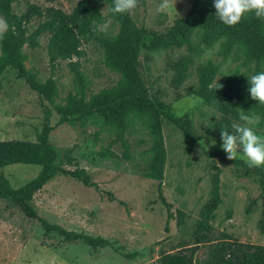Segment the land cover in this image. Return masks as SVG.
I'll list each match as a JSON object with an SVG mask.
<instances>
[{
  "label": "rangeland",
  "instance_id": "1",
  "mask_svg": "<svg viewBox=\"0 0 264 264\" xmlns=\"http://www.w3.org/2000/svg\"><path fill=\"white\" fill-rule=\"evenodd\" d=\"M31 3L45 5L43 0ZM161 0H139L131 19L138 27L156 34H164L174 21L187 15L192 7L207 15L214 12V0H177L175 9L158 12ZM77 0H56L55 6L65 14L71 13ZM16 14L26 9L24 2L13 5ZM107 15V7H102ZM29 24V31L37 27ZM98 30L114 38L119 32L117 22L110 18L98 25ZM200 28L191 33L192 43L199 48L186 64L184 79L172 83V67L186 56V46L170 50H151L149 43L139 50L140 70L151 98L166 107L165 112L190 121L192 135L184 139L182 132L167 119L162 120L166 163L164 166L163 195L171 205L174 217L166 226L167 213L158 198L157 181L147 176V163L151 157L148 118L131 115V127L125 136L129 159H122L123 148L115 139L113 127L97 118L91 121L70 122L58 125L59 116L54 107L48 136L49 143L58 149L75 147L78 167L85 169L97 188H88L64 176L36 193L33 205L38 216L68 231L108 239L113 247L92 252L82 242L65 243L56 233L45 237L37 221L27 219L9 200L0 198V264H156L160 254L176 250L181 245L191 247L193 230L201 207L210 199L213 166L220 169V195L222 204L215 211L210 225V242L202 243L195 254L197 264L209 258L218 241L249 243L264 247V233L258 227L264 214V187L258 176L235 165L221 149V138L213 131L221 123V115L212 106L188 94L198 87L197 67L213 64L216 75L212 84L222 78L245 79L264 71L253 62H247L245 49L237 45L227 55L222 52L224 37L215 39L209 46L203 42ZM48 36L39 39V47H24L25 66L37 72L40 81L50 77ZM80 61L85 78L84 87L74 82L67 61L58 62L55 71L57 97L55 106L66 104L68 94L78 97L85 91L87 99L103 89L117 84L121 75L110 68L104 51L96 44L83 47ZM244 111L241 106L237 107ZM254 118L251 125L264 135V111L245 112ZM240 114V112H239ZM43 125V112L37 95L24 80L18 79L11 69L0 77V135L5 140L35 141ZM215 146H211V140ZM203 140V144L200 142ZM4 141V140H3ZM194 141L193 146L189 142ZM105 155L109 159L91 162V158ZM236 160L244 162L237 158ZM245 163V162H244ZM60 166L68 169L63 162ZM264 170V167H260ZM39 167L11 165L2 169V176L12 188L31 181ZM249 210V212H248ZM178 212L182 216L178 215ZM230 213V217L228 216ZM134 255V257H130ZM129 256L130 258H127Z\"/></svg>",
  "mask_w": 264,
  "mask_h": 264
},
{
  "label": "trees",
  "instance_id": "2",
  "mask_svg": "<svg viewBox=\"0 0 264 264\" xmlns=\"http://www.w3.org/2000/svg\"><path fill=\"white\" fill-rule=\"evenodd\" d=\"M56 0H43L45 5L31 3L30 0H0V16L5 17L10 25H15V34L9 31L0 40V72L11 69L18 79L24 80L29 89L36 93L43 112V125L36 136L35 142L21 140H6L0 142V198L9 200L30 221H37L45 237L56 233L65 243L82 242L92 252L112 248V243L102 237H93L83 233L68 231L57 224H51L38 216L33 205L36 193L53 181L57 176H64L75 180L88 188H97L92 182L91 175L78 167V158L74 154L75 147L58 149L49 143L48 136L54 127L50 125L54 107L59 116L58 125L70 122L91 121L97 118L115 130L112 144L120 143L123 148L122 159H129L128 144L125 139L131 127L130 116H145L148 118L150 135L149 152L151 157L147 163V176L157 181L158 198L167 213L166 226L174 217L171 205L163 195L164 166L166 150L162 130V120L167 119L182 132L183 138L192 135L190 121L186 117H174L165 112L166 107L157 99L151 98L150 90L146 86L140 70L139 50L149 43L151 50H170L175 46H186L187 54L176 61L172 67L175 76L172 83L180 84L184 79L186 64L190 62L192 54L199 51L191 40V33L200 28L203 42L210 45L215 39L224 37L223 54H229L235 46L242 45L245 49L247 62H253L258 68L264 65V19H257L248 14L241 22L233 27L225 26L216 16L207 15L192 7L187 15L178 18L164 34H156L143 27H138L129 14L117 15L112 12L113 0H77L71 13L65 14L56 7ZM24 2L26 9L22 14H16L13 5ZM107 7V15L102 7ZM215 12V8H214ZM106 18L117 22L119 32L111 38L98 30ZM37 22V27L30 32L29 24ZM48 36L47 51L50 55V77L42 82L37 72H30L26 66L24 47L35 49L39 47V39ZM98 45L103 51L107 64L117 71L121 78L116 85L103 89L88 97L85 91L78 97L68 94L65 106H55L57 84L55 71L58 62L67 61V68L74 78V82L84 87L85 78L81 71L79 59L86 45ZM198 87L191 89L188 94L195 96L202 102L212 106L221 115V123L213 129L220 136V131H233L231 125L242 123L239 121L237 107L244 112L264 111V105L251 99L249 83L245 79L222 78L217 84H212L216 75V68L211 63L197 67ZM47 105L49 107H47ZM194 141L189 142L193 146ZM109 159L105 155L91 158V162ZM63 162L73 169L59 165ZM235 165L253 171L264 187V170L250 168L246 163L234 160ZM29 165L39 167L38 174L27 184L17 189L12 188L2 176V169L11 165ZM215 173L211 177L210 199L201 207L199 219L193 230L194 243L191 247L179 246L176 250L160 254L156 264H197L195 254L202 243L210 242L212 232L210 222L215 211L222 204L220 195V169L213 166ZM249 212V210H248ZM179 216H182L178 212ZM230 217V213L228 212ZM258 227L264 233V214L259 220ZM131 258L134 255L130 256ZM127 256V258H130ZM201 264H264V247L249 243L218 241L212 247L210 256Z\"/></svg>",
  "mask_w": 264,
  "mask_h": 264
},
{
  "label": "clouds",
  "instance_id": "3",
  "mask_svg": "<svg viewBox=\"0 0 264 264\" xmlns=\"http://www.w3.org/2000/svg\"><path fill=\"white\" fill-rule=\"evenodd\" d=\"M177 0H161L157 6L158 12L174 9L178 15L175 4ZM139 5V0H113L112 12L117 15H134ZM215 16L225 26L233 27L241 22L242 18L251 14L257 19H264V0H214ZM12 31L15 34V25H10L8 20L0 16V40ZM249 92L252 100L264 105V71L248 78ZM239 121L231 127L233 131H220L221 149L226 153V158L234 161L243 160L250 168L264 167V135L251 126L254 118L240 110ZM203 144V140L200 141ZM215 146L216 141L210 142Z\"/></svg>",
  "mask_w": 264,
  "mask_h": 264
},
{
  "label": "crops",
  "instance_id": "4",
  "mask_svg": "<svg viewBox=\"0 0 264 264\" xmlns=\"http://www.w3.org/2000/svg\"><path fill=\"white\" fill-rule=\"evenodd\" d=\"M5 72H6V71L0 72V77H2V75H3ZM42 82H44V81H42ZM5 136H6V135H3V134L0 135V142H2L3 140L6 141V140H5L6 138H5V139L2 138V137H5ZM21 141H22V140H21ZM30 142H33V141H30ZM34 142H35V141H34Z\"/></svg>",
  "mask_w": 264,
  "mask_h": 264
}]
</instances>
